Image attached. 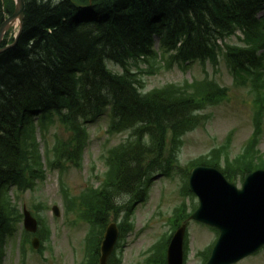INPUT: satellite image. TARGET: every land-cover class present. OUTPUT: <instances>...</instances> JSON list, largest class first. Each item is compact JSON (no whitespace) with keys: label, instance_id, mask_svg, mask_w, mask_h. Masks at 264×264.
I'll return each instance as SVG.
<instances>
[{"label":"trees","instance_id":"obj_1","mask_svg":"<svg viewBox=\"0 0 264 264\" xmlns=\"http://www.w3.org/2000/svg\"><path fill=\"white\" fill-rule=\"evenodd\" d=\"M49 4L25 0L22 34L13 48L0 54V264L5 235L21 219L3 185L12 183L18 191L32 189L35 180L44 177V165L49 169L79 165L85 143L81 121L99 115L108 104L113 113L110 134L132 131L124 143L109 149L108 171L101 183L88 186L70 201L76 217L90 225L85 263H96L98 242L111 215L117 220L124 209L119 224L122 236L132 228V204L144 197L156 172L170 175L181 135L199 122L193 113L214 104L217 94L212 88L219 89L203 79L143 93L141 76L153 74L162 62L167 69L196 60L215 64L222 52L215 39L240 29L245 46L225 45L222 55L236 79H252L254 103L260 105L259 111L264 108V17H256L264 0H92L88 10L70 0ZM154 36L159 52L153 49ZM105 60L120 65L122 72L107 69ZM140 62L147 69L139 68ZM56 122L70 136L44 145L43 163L36 131L46 141ZM260 132L259 128L254 142ZM224 163L225 176L235 181L264 168V155L245 148L233 161L226 154ZM204 164L220 165L214 157L204 159ZM186 193L191 196L188 188ZM125 194L130 199L117 206L115 198ZM194 208L192 203L191 211ZM191 211L185 202L175 207L170 231ZM169 237L164 233L150 247L145 264H165ZM109 264H120V259L112 256Z\"/></svg>","mask_w":264,"mask_h":264},{"label":"rangeland","instance_id":"obj_2","mask_svg":"<svg viewBox=\"0 0 264 264\" xmlns=\"http://www.w3.org/2000/svg\"><path fill=\"white\" fill-rule=\"evenodd\" d=\"M164 1L162 0V2ZM11 7L13 10V4ZM232 41L234 42L235 38ZM105 63L108 69L113 70L114 64L111 61L106 60ZM205 68L210 78L228 88V99L218 105L207 107L202 113L208 118L197 129L184 137V146L179 157L181 167H184L192 158L221 144L229 132L232 133L230 154L231 156L237 155L243 150L253 129L252 96L248 93V88L233 84L228 66L222 57H219V63L214 69L210 64H206ZM203 72V66L194 63L188 69L175 67L170 71L157 73L155 76H146L144 78L146 90L168 82L201 79L204 76ZM105 112H109V118L103 115L87 125L89 141L83 152L81 168L71 166L63 175L65 186L72 195H77L89 184H97L94 173L101 174L105 169L100 155L105 153L109 147L124 141L127 136L126 132L113 135L106 132L108 119L111 117L110 106L106 108ZM52 131L54 129L50 133ZM58 133L62 138H66L68 135L61 130H58ZM258 146L259 150L264 153V117L263 132ZM182 183V173H173L169 178L158 177L156 179L149 191L146 203L138 205L135 210L133 230L125 236L121 242L120 251H117L122 260L121 264H143L145 250L169 230L168 218L174 206L180 202L178 190ZM236 184L240 186L239 182ZM18 200H20V209L22 205H25L29 210L33 205H45L46 208H39L38 212L46 221L50 234L44 243L45 250L42 254L31 251L29 245L26 244L22 259L20 250L22 227L20 224L14 235L6 240L4 264H79L83 257V238L87 226L74 221L73 214L67 217L63 214L57 173H48L44 181L37 183L34 190L19 194ZM53 205H57L60 210L58 217L54 216L51 211ZM188 226L186 264H202V259L197 255V251L208 247L216 239V234L207 226L196 222H192ZM235 264H264V247L257 254Z\"/></svg>","mask_w":264,"mask_h":264},{"label":"water","instance_id":"obj_3","mask_svg":"<svg viewBox=\"0 0 264 264\" xmlns=\"http://www.w3.org/2000/svg\"><path fill=\"white\" fill-rule=\"evenodd\" d=\"M13 14L0 25V38L7 27L23 17L24 0H14ZM190 187L200 205L191 215L219 229V237L207 264H231L264 245V170L244 176L238 189L214 169H194ZM25 228L35 230V221L25 213ZM184 227L173 235L167 249V264H182ZM117 236L115 224H110L101 243L99 264H106Z\"/></svg>","mask_w":264,"mask_h":264},{"label":"bare ground","instance_id":"obj_4","mask_svg":"<svg viewBox=\"0 0 264 264\" xmlns=\"http://www.w3.org/2000/svg\"><path fill=\"white\" fill-rule=\"evenodd\" d=\"M42 1L46 2V3H50L49 5H52L54 3H58L60 0H42ZM12 4H13V0H0V25L3 22V20H2L3 16L10 14V9H11ZM80 4L83 5V2H80ZM4 52H5V45L0 43V54H2ZM4 98L8 99L9 97L5 94ZM6 104H8L9 106L13 105V103H6ZM2 115L7 118L6 113H3Z\"/></svg>","mask_w":264,"mask_h":264},{"label":"clouds","instance_id":"obj_5","mask_svg":"<svg viewBox=\"0 0 264 264\" xmlns=\"http://www.w3.org/2000/svg\"><path fill=\"white\" fill-rule=\"evenodd\" d=\"M128 197H127V195L125 194L124 196H123V200H126ZM121 202H122V199H121V197H116L115 198V203L117 204V206H119L120 204H121Z\"/></svg>","mask_w":264,"mask_h":264}]
</instances>
